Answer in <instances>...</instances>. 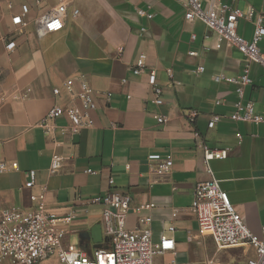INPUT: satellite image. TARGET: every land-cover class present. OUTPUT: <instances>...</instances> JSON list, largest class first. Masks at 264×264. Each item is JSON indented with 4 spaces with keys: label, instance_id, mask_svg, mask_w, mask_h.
Returning <instances> with one entry per match:
<instances>
[{
    "label": "crops",
    "instance_id": "obj_1",
    "mask_svg": "<svg viewBox=\"0 0 264 264\" xmlns=\"http://www.w3.org/2000/svg\"><path fill=\"white\" fill-rule=\"evenodd\" d=\"M183 1L68 0L63 29L39 34L36 21L60 0H0V93L7 96L0 108V159L8 167L0 174V201L4 208L22 211L42 201L61 218L73 215L65 225L67 249L92 255L111 247L103 229L102 207L90 200L114 189L130 194L135 204H155L145 212L155 242L166 226L176 227L178 260L219 264L216 256L207 254L202 260L197 253L198 247L207 248L210 243L222 251L211 236L199 234L192 208L195 186L210 179L204 146L229 149L227 158L211 162L214 176L250 230L262 232L264 123L228 118L238 98L235 85L211 78L214 72L239 75L245 57L202 21H187ZM224 1L264 16V0ZM24 5L28 6L23 17L27 24L16 25L13 17L23 14ZM254 28L253 22L243 19L238 32L250 40ZM11 40L16 46L9 50L6 45ZM260 45L264 51V38ZM190 51L197 54L191 56ZM141 55L146 67L135 75L133 68ZM199 65L206 70L198 72ZM153 70L163 89L161 105L155 103L150 86ZM251 76L253 83L246 87L244 100L253 101L256 112L264 116V68L252 63ZM67 79L74 80L75 90L87 83L111 96L98 97L93 127L75 134L57 128L46 134L38 123L52 106L69 103L63 87ZM56 87L61 88L58 95L53 92ZM191 111L198 112L192 122ZM214 114L225 117L209 128ZM156 115L169 119L161 124ZM57 123L70 127L66 117ZM169 153L174 157L173 170L154 183L157 162L149 156ZM55 155L62 159V166L52 171ZM87 169L97 173H86ZM30 170L37 172L32 188L26 187ZM137 222L138 216L131 213L127 227L134 228ZM171 257L166 254L158 260ZM42 264L62 263L53 257Z\"/></svg>",
    "mask_w": 264,
    "mask_h": 264
},
{
    "label": "built area",
    "instance_id": "obj_2",
    "mask_svg": "<svg viewBox=\"0 0 264 264\" xmlns=\"http://www.w3.org/2000/svg\"><path fill=\"white\" fill-rule=\"evenodd\" d=\"M205 4V5H204ZM68 0L60 3L50 13L36 21L39 34L57 32L64 27V18L68 11ZM187 21H202L212 29L219 40L231 43L245 57L242 72L237 76H228L222 72H214L212 80L227 82L235 85L238 98L234 103V111L227 117L235 122H248L255 125L264 123V116L256 112L253 101H245V89L253 83L251 64L257 63L264 68V51L261 42L264 38V16L256 15L252 8L245 12L224 0H184ZM28 6H23V14L13 17L16 25L25 26L24 15ZM139 14L148 15L145 10ZM75 10L74 14H77ZM248 20L254 23L252 39L247 40L239 32V22ZM194 39L195 36L193 35ZM16 46L14 40L8 41L6 48L11 50ZM191 56L196 51H190ZM145 55L139 56L133 68L135 75L141 74L145 67ZM204 65H199L197 71L204 72ZM167 72L172 77V69ZM1 78V72H0ZM150 86L155 95V103L163 104L162 87L157 83V75L153 70L149 75ZM126 82V79L123 80ZM63 87L70 96L67 105H54L38 123L46 134H51L59 128L62 133L80 132L83 128H91L95 124L94 112L97 110L99 96L110 98V92H99L91 85L82 83L79 90H75L74 80L67 79ZM30 89L22 97H27ZM55 95L60 94L61 88L53 89ZM7 96L0 93V108ZM197 111H191L190 121L197 117ZM66 117L70 127L61 126L58 119ZM225 115L214 114L209 123V128H214ZM159 123L168 121L165 115H156ZM198 135V134H196ZM242 139V135L238 134ZM229 156V149H217L204 146V165L210 179L199 182L193 191L192 208L196 214L198 232L200 235H209L213 238L216 247L220 250L229 248H244L248 254L245 264H264V227L261 234L250 230L241 215L236 211L228 193L221 187V182L214 176L211 162ZM149 160L157 162L153 168V182H158L162 177L171 174L174 165L173 154H151ZM62 166V159L54 156L51 170L57 171ZM7 163L0 159V174L7 170ZM86 173L96 174L97 171L87 169ZM37 181L36 170L29 171V180L26 187L32 188ZM114 183L113 179L109 180ZM102 207V224L105 234L110 238L111 247L100 248L87 255L76 249H67L63 240L67 233L65 225L73 220V215L61 218L47 209L44 202H39L32 210L22 211L19 208H4L0 201V264H42L50 258H57L62 264H214L212 261L192 262L178 260L177 243L174 237L176 227L173 224L166 226L158 242L153 240V231L150 219L145 212L155 207L152 202L135 204L130 194L117 190H110L104 195L90 200ZM131 213L138 216L134 228L127 227V220ZM166 254L172 257L163 258ZM252 254V255H251Z\"/></svg>",
    "mask_w": 264,
    "mask_h": 264
},
{
    "label": "rangeland",
    "instance_id": "obj_3",
    "mask_svg": "<svg viewBox=\"0 0 264 264\" xmlns=\"http://www.w3.org/2000/svg\"><path fill=\"white\" fill-rule=\"evenodd\" d=\"M198 248L197 253L202 257V260H204L208 254L209 256H216L219 258V264H245L248 259V254L245 253L244 248H229L218 251L212 243L208 244L207 248L203 245Z\"/></svg>",
    "mask_w": 264,
    "mask_h": 264
}]
</instances>
